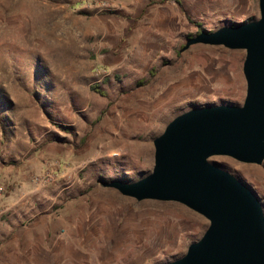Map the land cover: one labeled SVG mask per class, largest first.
Returning <instances> with one entry per match:
<instances>
[{
	"label": "rangeland",
	"instance_id": "rangeland-1",
	"mask_svg": "<svg viewBox=\"0 0 264 264\" xmlns=\"http://www.w3.org/2000/svg\"><path fill=\"white\" fill-rule=\"evenodd\" d=\"M258 1L0 0V264H164L203 235L186 205L104 183L150 173L176 115L243 103L244 49L182 47ZM209 160L264 211V159Z\"/></svg>",
	"mask_w": 264,
	"mask_h": 264
},
{
	"label": "water",
	"instance_id": "water-1",
	"mask_svg": "<svg viewBox=\"0 0 264 264\" xmlns=\"http://www.w3.org/2000/svg\"><path fill=\"white\" fill-rule=\"evenodd\" d=\"M258 4V18L203 28L182 47L203 43L244 49L243 103L195 106L176 115L153 139L150 173L133 182L104 183L137 200L180 202L208 219L203 235L182 256L164 264H264L259 197L209 160L214 155L249 163L264 159V0Z\"/></svg>",
	"mask_w": 264,
	"mask_h": 264
},
{
	"label": "trees",
	"instance_id": "trees-1",
	"mask_svg": "<svg viewBox=\"0 0 264 264\" xmlns=\"http://www.w3.org/2000/svg\"><path fill=\"white\" fill-rule=\"evenodd\" d=\"M202 29H203V27H201V28L199 29L198 32H200ZM92 88H93L94 90L99 91L100 93H102L101 90L97 89V86H96V85H93Z\"/></svg>",
	"mask_w": 264,
	"mask_h": 264
}]
</instances>
